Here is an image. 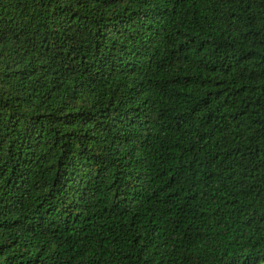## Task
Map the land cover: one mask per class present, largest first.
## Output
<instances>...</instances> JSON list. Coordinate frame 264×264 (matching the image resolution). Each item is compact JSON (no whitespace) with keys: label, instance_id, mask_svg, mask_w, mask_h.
<instances>
[{"label":"trees","instance_id":"1","mask_svg":"<svg viewBox=\"0 0 264 264\" xmlns=\"http://www.w3.org/2000/svg\"><path fill=\"white\" fill-rule=\"evenodd\" d=\"M0 264H264V0H0Z\"/></svg>","mask_w":264,"mask_h":264}]
</instances>
